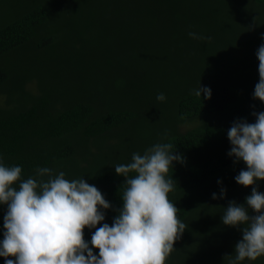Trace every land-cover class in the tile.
I'll return each mask as SVG.
<instances>
[{
    "label": "trees",
    "instance_id": "16d2710c",
    "mask_svg": "<svg viewBox=\"0 0 264 264\" xmlns=\"http://www.w3.org/2000/svg\"><path fill=\"white\" fill-rule=\"evenodd\" d=\"M262 37L264 0H0V158L22 179L42 167L85 178L112 205L111 225L126 183L114 166L170 142L184 163L170 170L169 199L187 227L166 264H228L244 226H225L222 214L252 189L236 183L246 165L228 155L227 131L264 111L253 99ZM13 56L23 75L13 76ZM200 85L211 99L194 94ZM218 181L226 199L212 198Z\"/></svg>",
    "mask_w": 264,
    "mask_h": 264
},
{
    "label": "clouds",
    "instance_id": "9594fccd",
    "mask_svg": "<svg viewBox=\"0 0 264 264\" xmlns=\"http://www.w3.org/2000/svg\"><path fill=\"white\" fill-rule=\"evenodd\" d=\"M189 36L201 38L192 32ZM256 56L259 80L253 99L264 103V44ZM194 94L206 99L212 95L201 85ZM156 99L162 102L166 97L159 93ZM253 115L254 123L238 120L227 131L232 146L228 155L246 165L236 183L252 189L244 204L230 201L222 214L225 226H244L234 255L225 257L228 264L264 257V193L258 188L264 181V111ZM173 147L170 142L157 143L142 155L134 153L130 163L114 166L126 183L122 208L111 225L104 221L112 205L85 178L69 180L63 171L54 174L42 167L35 177L22 179L20 166H5L0 158V206L7 209L0 257L5 264H166L187 227L169 199L176 184L170 170L174 163H184ZM218 183L220 195L213 193L212 198L226 199L227 190ZM85 229L94 230L90 243Z\"/></svg>",
    "mask_w": 264,
    "mask_h": 264
},
{
    "label": "rangeland",
    "instance_id": "374dc122",
    "mask_svg": "<svg viewBox=\"0 0 264 264\" xmlns=\"http://www.w3.org/2000/svg\"><path fill=\"white\" fill-rule=\"evenodd\" d=\"M26 57V56H25ZM25 57H23V58H25ZM19 57H12L11 58V60L8 62V66H9V68L10 69H12L13 70V72H14V77H15V75L16 74H19V75H23V73L25 72V68H22V66H19L17 63L19 62V60H18V62H17V59H18ZM40 70L38 71V74H40ZM32 73V72H31ZM35 74V73H34ZM33 83H35V82H33ZM33 83H31V84H29L28 86H27V89L28 90H30V91H34L35 90V87H34V84ZM12 82H10L9 83V85H8V87L11 89V86H12ZM6 106L7 105H5V98L4 97H0V107H3V108H6ZM197 124L196 123H194V124H189V125H186V126H182L181 128H180V131L181 132H183V131H187V130H189V129H192V128H194L195 126H196Z\"/></svg>",
    "mask_w": 264,
    "mask_h": 264
}]
</instances>
